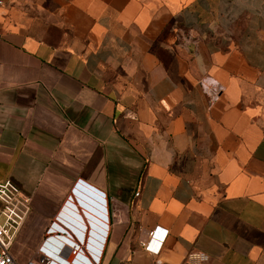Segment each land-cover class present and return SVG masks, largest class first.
I'll list each match as a JSON object with an SVG mask.
<instances>
[{
    "label": "crops",
    "instance_id": "0c3cea01",
    "mask_svg": "<svg viewBox=\"0 0 264 264\" xmlns=\"http://www.w3.org/2000/svg\"><path fill=\"white\" fill-rule=\"evenodd\" d=\"M1 1L0 180L30 199L14 259L56 221L53 264H264V0ZM79 180L103 193L99 254Z\"/></svg>",
    "mask_w": 264,
    "mask_h": 264
},
{
    "label": "built area",
    "instance_id": "2783aa9c",
    "mask_svg": "<svg viewBox=\"0 0 264 264\" xmlns=\"http://www.w3.org/2000/svg\"><path fill=\"white\" fill-rule=\"evenodd\" d=\"M1 4L2 1L0 0V5ZM198 82L205 92L209 104H212L218 99L224 88L215 78L209 75H202ZM69 199L73 202V199L68 195L65 204H68ZM29 210V197L23 195L19 188L9 179L0 180V264H19L11 253V245ZM105 210L108 219L106 205ZM56 219L63 222L58 216ZM55 225H57V222L53 221L47 228L46 234L40 244L34 250L30 258L23 264H53L51 252L47 250V248L52 247V243H49V247L48 242L57 241L63 236V233L55 230ZM158 230H161V232L158 233ZM60 231L69 235L66 230ZM166 235V229L155 227L150 229L147 236L143 239H139L138 242L145 251L158 255ZM62 247L63 246L57 249V255L62 254ZM72 253L73 251H70L67 256L64 254L62 256H64V258L66 257V260H68V256ZM208 259L209 257L204 251L190 249L187 251L182 264H203L207 262Z\"/></svg>",
    "mask_w": 264,
    "mask_h": 264
},
{
    "label": "water",
    "instance_id": "95a60500",
    "mask_svg": "<svg viewBox=\"0 0 264 264\" xmlns=\"http://www.w3.org/2000/svg\"><path fill=\"white\" fill-rule=\"evenodd\" d=\"M78 184L85 185L86 188H87V190H88L87 193H89L91 196H93L94 198H96V199L100 202V205H96V206L98 207V209H99V213H97V214H98L99 217L102 219V221H101V223H100L101 227L98 229V231H99L100 234H99V236L96 237V240H95V239H94V238H95V234L92 233V234H91L92 237H91V239H90V241H91V243H92V244L90 245V248H91V249H94V247H93V243H94L95 241H99L98 250L95 251L96 254H99V253L101 252L102 247H103V243H104V241H105V236H106V233H107V230H106V229H107V224L104 223V221H107V217H106V210H105V206H104L105 201H104V199H103V193H102L101 191L97 190L96 188H94V187L88 185L87 183L81 181V180H79ZM78 184H77V186H78ZM81 197H82V196H81ZM85 200L87 201L86 204H87V207H88V204H89L90 202L88 201L87 197H86ZM63 209H64V210H63ZM63 209H62V210L65 211V207H64ZM63 211L60 212V216H61V217H65L64 214H63ZM75 213H77V208H76L75 206H72V212H71V214H72L74 217H77L78 219H80V217H79L77 214H75ZM95 213H96V212H95ZM82 234H83V233H82ZM83 235H84V234H83ZM68 252H70V250H66V252H64L63 254H64L65 256H67Z\"/></svg>",
    "mask_w": 264,
    "mask_h": 264
},
{
    "label": "rangeland",
    "instance_id": "374dc122",
    "mask_svg": "<svg viewBox=\"0 0 264 264\" xmlns=\"http://www.w3.org/2000/svg\"><path fill=\"white\" fill-rule=\"evenodd\" d=\"M44 238V237H43ZM42 238V239H43ZM42 239H41V241H42ZM40 241V242H41ZM40 242L37 244V246L40 244ZM37 246H36V248H37ZM31 250L32 249H30V246H29V243H27V242H23V241H17V242H15V244L13 245V247H12V251H13V253H14V255H15V257L17 256H19V254H25V255H27V254H30V255H28V256H26V260L27 259H29L30 258V256L32 255V252H34V251H32L31 252ZM31 252V253H30ZM73 254H71L70 256H68L69 258L72 256ZM16 257V258H17ZM19 258V257H18ZM101 261V260H100ZM99 264H100V262H99Z\"/></svg>",
    "mask_w": 264,
    "mask_h": 264
}]
</instances>
